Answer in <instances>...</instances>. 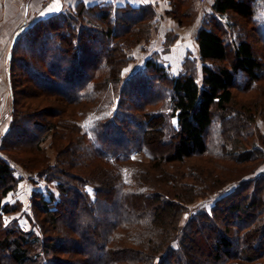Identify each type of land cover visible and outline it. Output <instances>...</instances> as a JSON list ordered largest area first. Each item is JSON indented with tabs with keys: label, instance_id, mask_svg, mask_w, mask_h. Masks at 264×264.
<instances>
[{
	"label": "trees",
	"instance_id": "16d2710c",
	"mask_svg": "<svg viewBox=\"0 0 264 264\" xmlns=\"http://www.w3.org/2000/svg\"><path fill=\"white\" fill-rule=\"evenodd\" d=\"M167 1L171 6L168 14L178 22L183 21L186 18L183 15L185 13L179 14V7L186 4L188 6L192 0ZM177 2L181 5L178 6ZM257 2V0L213 1L195 37L198 46L197 60L201 65L202 79L200 82L195 74V65L190 63L188 58H185L182 64L183 72L173 78H169L161 63L148 58L144 61V75L149 80L151 79L149 84L145 82L142 85L141 82H137L140 79L134 74L127 80L128 82L121 81L120 84L118 76H120L121 69L133 60L131 55L133 46L141 43L148 44L152 35L151 31L161 20L152 5L135 8L130 5L119 7L110 3L91 6L79 3L65 12L39 20L27 31L18 35L12 47V57L9 63L10 87L13 96L15 94L11 73L15 46L17 42L20 44L23 42L26 48L33 47L40 50L44 43L36 42L34 39L44 25L47 27L42 30L45 29L46 33H49L48 36L52 39L51 45L48 48V54H43V57H41V51L36 52L39 54V59L36 60L37 64L46 66L45 71L48 77L45 74L44 76L39 74L33 64L21 63V68L28 73V78L33 79V83L39 84L41 91L47 89L68 104L73 102L76 104L87 102L95 97L96 87L110 82V79L116 82L115 85L120 84V87L130 83L128 85V90L131 91L129 95L132 97L131 101L133 100L135 104L134 108L138 116L136 121L124 113L117 114V117L114 115L102 125L99 122L98 125L90 127L87 133L80 128L86 144L81 146L80 150H74L76 153L72 150L74 154L78 153L75 164L81 168L82 177L78 184L74 186L69 184L62 178V174V176H57L55 172L48 171L49 169L36 172L37 178L46 183L55 181L60 199L55 200L52 192H49L48 199L43 194L37 199L40 198L38 199L39 209L45 215L56 217V215H62L63 212L66 214L67 223L64 231L65 234H71L73 237H69L71 240L67 241L71 246H65L64 240L54 243L50 239H44L45 231L39 229L38 224L35 226L33 217L27 215V221L32 222L34 229L25 231L22 230L18 221L8 223L4 220L5 215L19 212L20 203L9 202L6 199L16 191L20 180L14 175L15 162L8 160L4 151L6 143H3V139L10 138L17 130L24 133L21 128L26 124L33 126L34 134L36 131L46 132L47 129L46 125L39 124V121L25 122L22 119L24 113L17 108V101L13 100L10 126L3 137L1 136L0 144V264H70L65 260L59 261L49 256V252L57 256L77 255V258L83 259L78 264H119L117 256L122 252L128 253L130 255H127L128 260L130 258L129 261L134 264H179L178 260L188 264L191 263L189 257L191 247H187L186 242H191L193 238L187 240V235L189 232H202L201 227H209V231L213 230L218 236L212 247L207 248L203 254L207 261H196L197 264H264V172L248 179L242 186L240 183L230 194L216 202L220 204L226 200L229 204L228 212L233 217L232 224L228 226L229 229L226 228L223 231L213 226L219 216L215 208L210 214L195 215L196 218L191 217L192 219L185 226L177 227L185 211L184 205L191 201L190 198L188 199L189 193H184V190L189 188L188 190L191 191L192 189L191 194L197 197V187H203L200 177L193 176L195 182L191 186L187 182L182 183L181 186L179 185L180 180L189 178V176L182 178L177 175L176 178H170L169 175H165L167 180L160 182L161 188L165 189L164 194L160 192V194L153 193L147 196L140 185L142 181L140 173H131L130 184L122 181L121 169L115 174L106 170L107 168L102 170L99 168L96 172L93 169L85 173L88 167L85 157L87 155L113 165L131 159L130 153L133 149L129 151L126 145L113 137V133L117 132L126 136L128 141L136 140L143 146L144 144L152 146L158 144L159 146L162 142L169 141L168 144L173 152L162 155L159 162H183L193 155L203 156L208 153L218 160L222 158L236 162H247L250 159L261 160L254 170L257 171L264 163V137L260 139L262 144L251 142V149H245L243 146L238 148L239 150L236 149V146L242 145V142L241 138H234V135L239 133L238 131L240 133L243 131L240 117H244V114L237 115L234 110L229 113L227 108L234 99L232 90L237 85L239 75L246 78L247 90H264V86H254L264 69L262 58L256 53L254 45L247 38L244 40L236 38L233 32H230L231 35L234 34L233 37L229 38L228 33L232 25L228 20L229 14H235L242 20L255 21L254 6ZM190 6L188 9L194 10L193 15H195L197 7ZM211 22L216 23L214 28L209 27L208 24ZM120 26L123 27L122 30H119ZM240 27L242 29V26ZM57 29L61 31L55 33ZM253 30L259 42L264 45V27L259 21ZM227 35H229V42H227L228 39H223ZM48 56L52 58V61L47 59ZM57 57L60 60L71 59V62H55L53 59ZM40 58L43 61H40ZM104 71L106 78L100 76ZM81 72L86 73L87 76L77 75V78L73 77V80H68L70 73L80 74ZM146 72L151 73L152 78L147 76ZM60 81L68 84L65 94L62 93ZM132 82H136V86ZM139 91H141L140 94H138ZM120 98L121 92L116 105H119ZM255 98H257L255 106L264 111V101L260 100L261 97ZM160 103L162 107L159 111H150L146 112V116L142 115L141 111L147 107V104L154 106ZM242 107L244 106H241V109ZM214 110L221 111L218 115V134L216 135L219 136L218 139L211 131L214 124ZM58 112L61 111L58 110ZM17 114H20V117H16ZM119 115L122 116L119 117ZM246 116H249V123H253L254 116L250 107H248ZM174 118L176 122H173ZM131 124L136 125V129H140L139 134L134 133L133 136L131 131L128 130V134L125 132V126ZM161 125L164 127L162 128ZM143 129L146 130L143 131ZM227 132L230 133L231 138L227 136ZM34 134L31 132L28 134L30 139L35 137ZM41 134L43 138L35 137L36 148L42 139H45L43 133ZM213 143L218 152L210 149ZM209 162L211 161L203 160L202 163L208 166L204 165L202 168L209 169ZM65 163L68 166V162ZM159 165L157 169H161ZM115 169L117 166H114ZM119 172L121 179L118 176ZM208 172L209 177H212L213 172ZM164 184H168L171 188L165 187ZM148 199L150 209L140 210L141 203L145 204ZM156 200L161 202L160 209L155 204ZM32 206L35 208L34 204ZM175 216L177 219L174 222L173 217ZM199 220L204 221L202 225H197L194 230L190 228L193 222H199ZM229 230L235 232L233 234L235 244L228 238ZM179 235L178 244L173 247ZM34 247H36L35 253L29 251V248ZM139 249L145 252L142 254ZM134 252L138 255L136 256ZM173 257L175 261H169V258Z\"/></svg>",
	"mask_w": 264,
	"mask_h": 264
},
{
	"label": "rangeland",
	"instance_id": "374dc122",
	"mask_svg": "<svg viewBox=\"0 0 264 264\" xmlns=\"http://www.w3.org/2000/svg\"><path fill=\"white\" fill-rule=\"evenodd\" d=\"M12 2H21L20 0H11ZM31 1V0H30ZM179 1V0H177ZM193 1V0H192ZM190 1L189 5L197 7V13L193 15V11L188 6H181L179 7V14L185 15L183 21H177L175 18H173L172 15H169V11H171V7L168 10L161 11V10H155L156 14L159 15L161 18L160 22L157 24L155 29L151 31V39L146 43H141L139 45L133 46V49L131 50L132 59L130 63L121 69L120 71V84L121 81H127L132 77L134 74L135 76L139 77L141 84L150 83L151 79L149 80L148 77H146L144 74V61L146 59H153L159 63H161L164 68L166 69L167 75H169V78H173V76H177L178 74L183 72L182 64L185 62V58H188L190 60V63H193L195 65V74L200 82L202 79V74L200 70V62L197 60L196 56V49L197 46H195V40L189 39L187 41V46L190 48L187 50V53L185 57L181 60V67L178 70L177 67V61L173 59L168 60L166 58L165 54L170 52L172 45L179 41V37L183 36L186 32L194 31L196 32L202 21H204V16L210 11V8H208L206 3L200 2V0H194L193 2ZM257 4L254 6V12H255V21L249 20H242L239 16L235 14H229L228 20L231 21V28L229 27V35L223 37V39L227 40L228 37L232 38L234 34H230V32L235 33V37L239 38L240 40H244V38H247L253 45L256 50V53L262 58V61L264 63V45L259 42V39H257V36L254 33V26L256 27L257 22L259 21L260 25L264 27V0H257ZM29 2V1H28ZM27 2V3H28ZM195 5H193V4ZM177 5H181L180 2H177ZM190 6V7H191ZM16 9V8H15ZM193 15V16H192ZM181 16V15H180ZM45 19V18H44ZM93 20V19H92ZM39 21V20H38ZM36 19L31 16L29 18L28 25L25 27L24 30H21L19 34L23 33L25 30L27 31L28 28L33 26L38 22ZM164 21V22H163ZM97 22V21H95ZM216 23L211 22V24H208L209 27L214 28ZM255 24V25H254ZM142 27V25H139ZM242 26V29L241 27ZM47 26H42L41 28H46ZM55 27V26H54ZM40 30L37 32V36L35 35V41L36 42H42L43 47H41L40 50L33 47L26 48L23 46V42L20 44V42H17L15 46V54H14V62H13V68H12V80H13V89H14V96L13 100L15 99L17 101L16 106L19 108L20 111L24 113V116L22 119L27 122L31 123L39 121L41 125H46V132L39 131L35 132L33 130V126L26 124L21 129L24 130V133H20L21 130H17L12 133V136L10 138H4L3 143H6V150H4L8 156V160H13L15 162L13 165L15 168L14 175L18 179L19 182L17 185L16 191L12 194L11 197L7 198L6 200L9 202H16L20 203L19 206V212L5 215L4 220L8 223L16 222L18 221L19 225L21 226L22 230H30L34 229L32 226V222H28V217H33V223L39 225V229H43L45 231L44 233V239L47 238V240H52L54 243L55 241H61L64 240L63 244L65 246H71V244L67 243L69 240V237H73L71 234L67 235L65 234V226H66V214L63 212L62 215H56V217L53 215L52 217L49 215H45L40 209H39V200L37 197L41 196V194L45 195L47 199L49 198L50 193L52 192L55 195V200H59L60 196L59 193H57L56 187H55V181H48L47 183L37 178L36 172H42L44 170H48L50 172H55L57 176L61 175L64 180H67L69 184L76 185L79 182L80 177H82V174L80 172L81 168L78 167L75 164V161L77 159V154L74 150H80V147L86 144L85 138L82 136V130L84 132H88L89 128L92 126L98 125L99 122H101L100 125L103 124L104 121H108L109 118L117 117V114H123L130 116L132 119L136 120V117L138 116L137 112L135 111V104H133V100L131 101V96L129 95L130 90L129 84H126V86L120 87V84L115 85V81L110 79V82H106V84H102L101 86L96 87V95L93 98H90L87 102H80V103H72L68 104L66 101H64L61 97H57L56 95H53L50 91L45 89V91H41V86L39 84L33 83V79L28 78V73L26 70H24L21 65V63H25L24 65L33 64L39 74H45L46 77V66L40 65L38 63V55L36 52L41 51L42 56L43 54H48V48L51 45V38H49L48 34L46 33L47 30ZM123 27L120 26L119 30H122ZM241 29V30H240ZM58 31H55V33H59L61 30L57 29ZM244 31L245 33H243ZM42 32V33H41ZM41 33V34H40ZM161 33V34H160ZM243 33V34H242ZM132 34V33H130ZM129 34V35H130ZM166 34V36H165ZM128 35V34H127ZM164 36L163 40L159 41L158 38ZM156 38V39H155ZM229 42V39L227 40ZM173 43V44H172ZM180 48V47H179ZM175 56V55H174ZM175 58V57H174ZM37 59V60H36ZM49 61H52V58L50 56L47 57ZM176 59V58H175ZM55 62H71V59H63L60 60L59 57L57 59H53ZM40 61H43L42 58H40ZM169 61H172V67L169 68ZM189 66V64H188ZM191 67V66H190ZM194 67V66H192ZM87 69V68H86ZM175 69V70H174ZM90 70V69H89ZM88 70V72H89ZM87 71V70H86ZM262 72V71H261ZM82 73V72H81ZM69 74L68 80H73L74 78H77L78 76H87L86 73L82 74ZM147 73V76L152 78L151 73ZM78 75V76H77ZM101 77H105V71L101 73ZM155 77V76H154ZM53 79V77H51ZM106 78V77H105ZM264 69L261 73L260 79L256 84L255 87L264 86ZM128 82V81H127ZM136 86V82H132ZM62 85L61 90L62 93L65 94L67 92L68 84L64 81L61 82ZM132 84V85H133ZM120 87V88H119ZM125 87V90H124ZM131 87V86H130ZM244 87V88H243ZM261 88V87H260ZM136 90V89H134ZM121 92V98L119 105H116V102H118V95H120ZM141 91H139L138 94H140ZM234 99L231 101L232 103L227 107L228 112H232V110L236 111L237 115L239 113H243L244 117H240L242 120L241 126H242V133L238 131L236 135H234V138H241L242 145L238 144L236 146V149L242 148V146L245 149H251V142H258L259 144H262L261 137H264V111L261 110V108L255 106V100L258 97L260 100L264 101V90L254 89V90H247L246 87V78L239 75L238 82L235 88L232 90ZM133 96L135 95L132 94ZM141 95H139L140 97ZM141 98V97H140ZM131 101V102H130ZM13 106V101L11 103V108ZM147 107L144 108L142 112V115L146 114V112L150 111H159L161 106V103L158 105H146ZM241 106L242 107L241 109ZM248 107H250L251 113H253L254 120L253 123H249V116L248 115ZM244 108V109H243ZM25 109V110H24ZM61 111V112H58ZM146 110V111H145ZM227 112V113H228ZM221 113L220 110H214L213 111V117H214V124L211 128V131L214 132L216 139L219 138L216 135L218 134V123H219V117L218 115ZM56 114V115H54ZM23 115V114H22ZM54 115V116H53ZM122 115H119L121 117ZM146 116V115H145ZM217 116V117H215ZM234 116V115H233ZM16 117H20V114H17ZM129 118V119H131ZM176 122V119L174 118L173 122ZM18 127V126H17ZM126 130L125 132L128 134L129 131L132 132L133 136L134 133L139 134L140 129H136L137 126L134 124L125 126ZM163 128L164 126L161 125ZM254 127V129H253ZM80 128L82 130H80ZM143 128V127H142ZM129 130V131H128ZM146 129H143L145 131ZM32 133L35 135V137H41V133H43V136H45L44 140L42 139V142L39 146L36 148V144H34L35 139H30L29 133ZM113 137L120 140V143H123V145H126L128 150H132L130 153V160L127 162H122L118 165H113L109 163H105L100 159H94L91 156H85L87 160V165L89 167L85 169V173L93 170L94 172L97 171V169L102 170L104 168H107L106 170H110L113 174L121 169L122 172V181L124 180L125 183L130 184V175L131 173H140L142 176V181H140V185L142 186V191L145 192L148 195H151L153 193L164 194V187L161 188L160 182L162 180H167V176L169 175L170 178H176L177 175L179 177L182 176H189V178H183L180 180L179 185L184 182H187L190 186L195 182L193 180V176L200 177L201 183H203V187H197L196 193L198 194L197 197L194 196L192 189L189 191L188 189L184 190V193H189L188 199L190 198V202L186 203L185 211L182 213L180 220L178 222V228L185 226L186 223L191 220L193 216L195 215H201V214H210L211 211L215 208L217 209L216 213L219 215L216 219V222H214L213 226L215 229L224 230L229 229L228 226L231 223V220H233L232 214L228 212V206L229 204L227 201H222L220 204L216 203L217 201H220L222 197L227 196L230 194L231 191L234 190L236 186H238L241 183L242 184L245 181H248V179L254 178V176L260 175L259 169L257 171H254L255 168L261 163V160H248L247 162H236L231 159H214V156L209 155L208 153H205L203 156H197L193 155L189 159L184 160L183 162H177L176 163H167L166 161H161L162 155L164 154H171L173 152V149L171 146H169V141H166L165 143L162 142L159 146L157 145H148L144 144V146L139 144L138 141L132 140L128 141V138L126 136L117 133H113ZM230 133L227 132V136H229ZM4 135V134H3ZM2 135V137H3ZM24 135V137H23ZM33 135V136H34ZM90 135V133H89ZM130 135V134H129ZM231 138V136H229ZM230 140V139H229ZM27 141V142H26ZM31 141L30 143H28ZM2 143V144H3ZM128 143V144H127ZM1 144V139H0ZM165 145V146H164ZM69 146V149H68ZM143 146V148H142ZM264 146V145H263ZM231 147V146H230ZM142 150H137V149ZM210 149L213 152H218L216 149V145L213 143L210 146ZM230 149V148H229ZM73 150V152H72ZM239 150V149H238ZM76 155V156H75ZM203 160H210L209 166L210 168H202L204 165L208 166V164H203ZM65 162H68V166ZM160 164V165H159ZM159 165L161 169H157L156 167ZM264 165V163L262 164ZM52 166V167H51ZM114 166H117V169L114 170ZM262 167V166H261ZM260 167V168H261ZM51 168V170H50ZM54 168L58 170L54 171ZM212 171L213 175L212 177H209V172ZM119 177L121 176V173L119 172ZM121 179V177H120ZM144 185V186H143ZM165 185V184H164ZM165 187L171 188L168 184L165 185ZM186 187V186H185ZM187 188V187H186ZM250 189V188H249ZM174 190V189H173ZM239 190V188L237 189ZM175 191V190H174ZM200 193V194H199ZM35 194V195H33ZM33 196V197H32ZM156 196V195H155ZM36 197V198H35ZM194 197V198H193ZM235 198V197H234ZM236 200V199H234ZM149 199L145 202V204L141 203V209L144 210L147 209V211L150 209L151 205H148ZM34 204L35 208H32V204ZM160 201L156 200L155 204L160 207ZM154 204V203H153ZM38 206V207H37ZM183 206V207H184ZM146 207V208H145ZM177 215V214H176ZM196 218V216H195ZM31 219V220H32ZM174 222L176 221V216L173 217ZM173 222V220H170ZM55 222V223H53ZM168 222V223H171ZM204 221L199 220V222H193L192 226L190 228L196 229L197 225L203 224ZM234 222V221H233ZM235 224V223H234ZM202 232L200 233H194L189 232L187 235V240L192 239L191 242H186L188 245L187 247H191L189 257L191 259V263L188 264H197L196 261H204L206 260V257L203 256L205 254L207 248L210 249L212 247V244L216 241L215 232L211 230L209 231V227L200 229ZM191 231V230H190ZM228 232V238H230L235 244V232L232 230H229ZM181 235V234H180ZM180 235L176 239V241L173 243V247H176L178 244V241L180 239ZM71 240V239H70ZM69 240V241H70ZM146 247V245H145ZM35 248H29V251L35 253ZM139 251L143 254L145 251L140 250ZM136 256L138 255L136 252H134ZM128 256H130L128 253H121L118 254V262L119 264L125 263V264H134L132 263ZM49 256H52L53 258L58 259L59 261H67L70 262V264H78V262H81L83 259L80 257L77 258V255H54L49 252ZM184 257V255H182ZM127 259V260H126ZM179 259V258H178ZM175 261V258H169V261ZM179 264H184L181 260ZM207 261V260H206Z\"/></svg>",
	"mask_w": 264,
	"mask_h": 264
},
{
	"label": "crops",
	"instance_id": "0c3cea01",
	"mask_svg": "<svg viewBox=\"0 0 264 264\" xmlns=\"http://www.w3.org/2000/svg\"><path fill=\"white\" fill-rule=\"evenodd\" d=\"M213 1L205 0L204 3L210 8ZM79 3L84 6L110 3L119 7L130 5L135 8L142 5H152L155 10L161 11L168 10L171 7L167 0H31L28 3L0 0V139L10 126L13 94L10 87L9 63L12 57V47L18 38V33L25 29L31 16L34 20H42L65 12ZM196 33L197 31H188L183 36H180L179 41L172 43L171 51L165 54L168 60L173 61L174 59L177 61L178 70L181 67V60L185 57L187 50L190 49L186 45L187 41L189 39L195 40ZM163 37L158 38V40H163ZM195 46H197L196 43ZM195 54L198 57V46ZM172 61H169L170 69ZM258 171L262 174L264 165Z\"/></svg>",
	"mask_w": 264,
	"mask_h": 264
},
{
	"label": "built area",
	"instance_id": "2783aa9c",
	"mask_svg": "<svg viewBox=\"0 0 264 264\" xmlns=\"http://www.w3.org/2000/svg\"><path fill=\"white\" fill-rule=\"evenodd\" d=\"M20 1H23L24 3H27V2L30 1V0H20ZM47 1H49V0H47ZM204 1H205V0H200V2H202V3H204Z\"/></svg>",
	"mask_w": 264,
	"mask_h": 264
}]
</instances>
